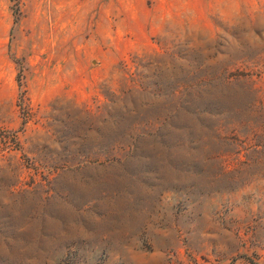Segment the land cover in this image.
<instances>
[{"label":"rangeland","instance_id":"1","mask_svg":"<svg viewBox=\"0 0 264 264\" xmlns=\"http://www.w3.org/2000/svg\"><path fill=\"white\" fill-rule=\"evenodd\" d=\"M0 264H264V0H0Z\"/></svg>","mask_w":264,"mask_h":264}]
</instances>
